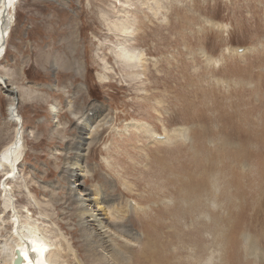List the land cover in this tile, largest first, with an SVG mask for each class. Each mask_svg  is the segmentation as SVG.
<instances>
[{"label":"rangeland","instance_id":"374dc122","mask_svg":"<svg viewBox=\"0 0 264 264\" xmlns=\"http://www.w3.org/2000/svg\"><path fill=\"white\" fill-rule=\"evenodd\" d=\"M12 15L0 70L30 96L18 108L31 135L0 240L18 216L58 264H103L81 225L112 221L142 238H107L132 264H264V0H18ZM126 50L144 67L127 68ZM6 91L0 153L16 129ZM70 168L107 213L82 216Z\"/></svg>","mask_w":264,"mask_h":264},{"label":"bare ground","instance_id":"6f19581e","mask_svg":"<svg viewBox=\"0 0 264 264\" xmlns=\"http://www.w3.org/2000/svg\"><path fill=\"white\" fill-rule=\"evenodd\" d=\"M17 3H18V0H0V61L5 57V55L7 53V41H8L9 33L11 32V29H12L13 24H14V16L12 15V11H14L16 9ZM121 29L124 32L125 30H127V27L125 25H123V26H121ZM120 57H121L120 60L123 61L122 63H124V65L127 68L136 67V63H138V65H143V67H144L145 63L142 62L143 57L140 58L139 54H136V53H133V52L126 50V51H123L121 53ZM0 69H1V65H0ZM101 81H103V80H101ZM8 82H9L8 76L3 75L1 73V70H0V86L4 90L5 89L7 90L6 91V97H9L11 99V103H10L8 110H7L8 116H9V122L16 124V129L14 131V136H13L14 138H13L12 142H10L8 145H6L4 148H2V151L0 153V175L4 176L3 185L1 186L2 192H1L0 198H1V201L3 202V211H5V209H6L7 212L8 211L9 212L14 211L15 214H17L18 212L16 211L15 202H14L13 196H12V189L9 186V183L14 182V180L17 178V175H19V172H20V167L25 161V156H26V154H24L25 137H26V135L30 136L31 132H28L27 130H25L24 119H23V116L20 115L18 107H19L20 101H21V103H23V101H26L25 97L30 98V96L26 95V93L21 94V91L16 86H11ZM25 92H27V91H25ZM8 93H10V94H8ZM27 94H30V93H27ZM31 97H33V96L31 95ZM31 100H33V98H31ZM55 108H56V106H55ZM54 112H55V114H57L56 110H54ZM80 121L81 122H79V123H81V124H80L79 128L82 130V132H81L82 137H81L80 146H82V148H83V146L86 145V141H87L84 139V137H86V134H87L86 132L89 129H91V126H90L91 122L88 118H83ZM94 121L95 120L93 119V122ZM142 127L143 126H141V128ZM83 142H85V143H83ZM73 168H74V171H76V172L78 170L80 172H83L82 175L84 177V169H82V166L80 165L79 162H75V164L73 165ZM73 168L68 169L69 171L66 172V174L68 175L67 177L69 180L70 189H71V192L73 193L72 198L75 199V202L78 203L79 206H81V209L84 211L83 213L81 212L82 216H86L85 210L86 209L88 210L87 206H89L91 208L93 207L94 209L97 208L99 210L104 211V213H107V210H110V208L109 207L106 208L105 206H102L103 203H101V199L99 197H97L99 194H94V197L90 198V194L80 190V187H83V186L80 183H77V181H79L83 178L81 176H76V172L73 171ZM70 180H71V182H70ZM129 204L134 206V204L131 202ZM16 218H17V220H15V222L13 224L14 228H13L12 233H10L9 238L7 240L4 239V241L0 240L3 243V245L0 246V253L3 255V258H4L3 260L6 262L5 264H15V261L17 259V253H19L21 255V257L23 258V261L21 264H52V263L58 264V263H63L62 260H63L64 256H62L61 252L59 250H57V248L52 249L54 244L51 245L50 243H47L45 241L47 239H44L42 237H38V235L36 234V231H35V234H33V235L32 234L22 235L21 232L27 226L24 228L25 225L21 224L19 217L16 216ZM122 218H124V216ZM81 220L84 221V219H81ZM81 220H80V222H81ZM111 222L112 221H110V223L106 224V226L104 225L100 229L96 228L97 224H96V222H93L92 220L88 219L85 223L82 222L83 223V225H81V228L83 227L82 234L88 238L87 240L91 239L90 238L91 236H93L92 238H94V240H95V242L92 240V243L94 242V244L90 245V248H91L90 251L91 252L94 251V258L93 259H95V260H93V261L94 262H96V261L101 262L102 261L103 264L104 263H106V264H132L131 259L125 255L123 250L121 249V251H120L118 248H116V246H114L113 242H110L109 240H107V238L110 236L109 234H111V233H113V234L115 233V234H117V236H118V234H121L120 235L121 237H124V238L126 237L127 239H130V241L136 240L138 242V240H140L142 238L139 237L137 234L133 233L132 231H128V230L119 231L118 230L119 228L118 229L116 228V226H117L116 222L115 223L114 222L111 223ZM32 232H34V231H32ZM121 232H123L124 234ZM129 235H132L133 238H131V236H129ZM121 239H123V238H121ZM126 244H128V242H126ZM133 246H135V245L133 244ZM133 246L128 245V247L126 246L125 248L130 249V247H133ZM149 246L150 245L143 246V248L141 250V254H146V252H148L147 250H151V247H149ZM33 248H38L40 250L33 252ZM125 248H123V249H125ZM130 250H132V249H130ZM129 252H127V253H129ZM48 254H49V256H48ZM143 258H145V257H143ZM143 262L147 263V258L145 260H143Z\"/></svg>","mask_w":264,"mask_h":264},{"label":"water","instance_id":"95a60500","mask_svg":"<svg viewBox=\"0 0 264 264\" xmlns=\"http://www.w3.org/2000/svg\"><path fill=\"white\" fill-rule=\"evenodd\" d=\"M8 89V88H7ZM6 90V89H5ZM23 261V258L21 257V255L19 253H17V259L15 261V264H21Z\"/></svg>","mask_w":264,"mask_h":264},{"label":"snow or ice","instance_id":"6c2138e0","mask_svg":"<svg viewBox=\"0 0 264 264\" xmlns=\"http://www.w3.org/2000/svg\"><path fill=\"white\" fill-rule=\"evenodd\" d=\"M40 249H38V248H33V252H35V251H39Z\"/></svg>","mask_w":264,"mask_h":264}]
</instances>
